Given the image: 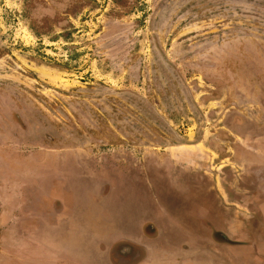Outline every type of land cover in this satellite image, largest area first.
<instances>
[{"label": "rangeland", "instance_id": "rangeland-1", "mask_svg": "<svg viewBox=\"0 0 264 264\" xmlns=\"http://www.w3.org/2000/svg\"><path fill=\"white\" fill-rule=\"evenodd\" d=\"M234 137L264 157V0H0V264L46 250L50 202L100 163Z\"/></svg>", "mask_w": 264, "mask_h": 264}, {"label": "crops", "instance_id": "crops-1", "mask_svg": "<svg viewBox=\"0 0 264 264\" xmlns=\"http://www.w3.org/2000/svg\"><path fill=\"white\" fill-rule=\"evenodd\" d=\"M222 145L220 152L209 143L180 142L153 170L149 151L140 160L100 163L93 171L109 166V180L81 192L87 205L76 192L64 203L39 253L45 264H264V157L243 138H223ZM92 201L96 211L73 218ZM101 215L111 229L104 230Z\"/></svg>", "mask_w": 264, "mask_h": 264}, {"label": "flooded vegetation", "instance_id": "flooded-vegetation-1", "mask_svg": "<svg viewBox=\"0 0 264 264\" xmlns=\"http://www.w3.org/2000/svg\"><path fill=\"white\" fill-rule=\"evenodd\" d=\"M164 161V160H163ZM168 162V161H167ZM169 164V163H168ZM170 166V165H169ZM78 177H79V179L82 177V178H85V173L83 172V171H81V172H79V174H78ZM82 178H81V180L78 182V183H80L81 181H82ZM83 182H84V180H83ZM95 187H97V185H95L94 186V188ZM62 190H64L65 192H67V190L66 189H62ZM78 193H76V198H77V195H78V200H80V203L81 202H83V205H87V203L85 202V199L82 201V196L83 195H81V192L82 191H80V189H79V187H78ZM64 191H63V193H64ZM93 192V191H92ZM38 192H36L35 194H37ZM63 195V194H62ZM39 196H41V195H39ZM64 196V197H63ZM62 196V198H63V201H60L61 203H57L58 201V199L60 198V197H56V199H54V200H56V201H52V202H50L51 204H50V208L51 209H56V207H57V211H58V213H57V215H60L61 214V212H62V210H63V208H64V203L65 202H69V199L71 198V196L69 197V195H68V198L65 200V197H66V195H63ZM87 197H88V195H87ZM89 197H91L92 198V196H89ZM40 197H38L37 196V198H35V201H36V203L35 204H39L40 203V201H42L43 199H39ZM40 200V201H39ZM60 200V199H59ZM98 203V202H97ZM84 208V207H83ZM39 253H42V251H38V250H34L33 252H32V254H31V257L35 260V261H32V264L34 263V264H45V260H44V258H45V256H43L42 254H41V256H40V254Z\"/></svg>", "mask_w": 264, "mask_h": 264}]
</instances>
